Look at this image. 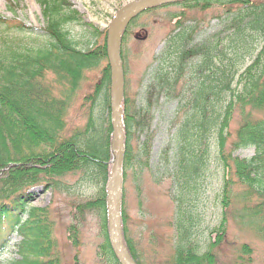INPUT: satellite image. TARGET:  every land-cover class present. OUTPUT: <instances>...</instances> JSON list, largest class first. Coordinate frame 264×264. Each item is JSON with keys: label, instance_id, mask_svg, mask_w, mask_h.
<instances>
[{"label": "trees", "instance_id": "16d2710c", "mask_svg": "<svg viewBox=\"0 0 264 264\" xmlns=\"http://www.w3.org/2000/svg\"><path fill=\"white\" fill-rule=\"evenodd\" d=\"M40 4L48 21L46 46L35 53L5 48L0 52V258L16 237L19 259L9 264H59L52 225L48 217L30 209L33 194L27 189L43 182L59 186L58 178L82 173L99 180L101 189L95 199L74 203L75 218L79 223L88 213L99 214L104 236L102 256L108 264H120L111 246L108 222L112 127L106 34L100 45L79 51L65 29L67 23L77 20L72 5L67 0H41ZM175 6L203 13L218 9L230 21L229 40L224 46L208 38L190 47L186 28L177 23L160 54L159 66L151 72L160 92L179 99L175 112L178 118L183 117L176 122L168 149V178L176 188L173 201L177 205L174 253L169 263L217 264L219 244L213 242V236L225 228L226 214L219 231L216 228L210 233L205 252L197 240L195 217L213 153L224 173L221 194L217 195L224 210L242 195L246 213L251 211L246 216L260 230L264 226V118L258 115L264 111V0H189ZM185 15L181 12L175 17L181 20ZM0 26L20 33L33 31L1 16ZM100 62H104L101 79L85 95L82 105L89 106L87 124L75 128L68 137L64 135L65 114L82 90L85 73L99 67ZM49 75L55 77L52 83L61 86L62 98L56 94L55 84H48ZM183 80L186 84L178 93ZM123 108L126 176L127 167L138 157L133 155L134 136L145 137L138 149L150 158L153 117L145 107L132 109L126 94ZM236 111L240 119L229 143L230 122ZM251 147L255 149L252 158L233 156L235 151ZM236 187L240 193H235ZM121 217L124 244L133 261L141 264L123 207ZM68 231L77 243L78 225ZM242 248L237 262L248 264L250 260L243 258L251 256V251Z\"/></svg>", "mask_w": 264, "mask_h": 264}, {"label": "rangeland", "instance_id": "374dc122", "mask_svg": "<svg viewBox=\"0 0 264 264\" xmlns=\"http://www.w3.org/2000/svg\"><path fill=\"white\" fill-rule=\"evenodd\" d=\"M67 1L76 12L77 20L67 23L65 29L69 31L76 48L87 52L103 42L110 24L120 11L137 0ZM40 2L41 0H0L1 17L33 29L31 32L20 33L0 26V52L5 48L35 53L34 50L46 46L47 36L44 30L48 27V21ZM175 5H157L140 13L128 27L122 47L126 99L132 109L145 107L153 117L150 158L147 159L142 155L143 151L138 149L145 137L136 135L131 142L133 155L138 156L137 160L127 167L126 176L123 171L122 207L128 219L129 237L137 247L141 264H170L174 253L177 205L173 201L176 188L168 178L171 168V153L168 149L172 145L176 122L183 118L181 115L178 118L175 112L179 99L174 98L173 94L160 92L157 89V78H152L151 72L159 66L160 54L169 41V36L178 28L177 23H183L186 28V43L190 47L208 38L221 42L223 46L229 40L227 26L230 21L218 9L203 13L199 9L188 11ZM181 12H186V15L180 20L175 15ZM103 66L104 62H100L99 67L85 73L81 83L82 90L74 96L71 107L65 114L64 135L69 137L75 128L86 126L89 106H82L84 97L100 81ZM185 77L189 78L186 74ZM54 80L55 77L49 75L47 82L49 85L55 84V92L62 98L59 94L61 86L52 83ZM185 84L186 80H183L178 93L184 89ZM153 91L154 94L151 95ZM258 115L264 118V111ZM239 119L236 111L230 122L232 137L229 143L234 139ZM254 155L255 149L251 147L235 151L233 156L249 159ZM215 157L216 154L214 156L213 153L203 183V195L195 211L199 235L197 240L201 244V252L207 250L210 233L216 228L219 231L223 214H226L225 228L213 236V242L219 244L217 264H238L237 260L241 255L239 250L242 247L251 251V256L243 258L250 260L248 264H264V226L260 230L246 216L251 211L246 213L247 207L242 195L233 199L224 210L221 198L217 197L223 186L224 173ZM57 180L60 182L59 186H47L43 182L27 191L33 194L30 209L38 215L48 217L52 225L59 264H108L100 250L104 236L99 214L88 213L79 223L75 218L74 203L95 199L100 192L101 183L97 179L86 178L82 173H69ZM235 189L236 194L241 192L239 187ZM262 222L264 223V218ZM74 225H78L77 243L72 240L68 231ZM18 242L19 238L12 239L8 250L0 258V264H9L19 259L18 249L15 248ZM245 263V260L239 261V264Z\"/></svg>", "mask_w": 264, "mask_h": 264}, {"label": "water", "instance_id": "95a60500", "mask_svg": "<svg viewBox=\"0 0 264 264\" xmlns=\"http://www.w3.org/2000/svg\"><path fill=\"white\" fill-rule=\"evenodd\" d=\"M187 0H137L125 6L108 28L107 58L111 73L110 109L112 121L111 177L108 186V221L110 241L120 264H135L124 244L121 220L123 197V165L125 159V132L123 121L124 70L121 43L130 23L143 11L157 5L177 4Z\"/></svg>", "mask_w": 264, "mask_h": 264}]
</instances>
